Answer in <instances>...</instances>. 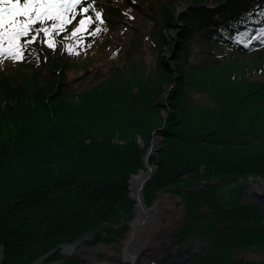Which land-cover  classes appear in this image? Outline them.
Masks as SVG:
<instances>
[{"label":"trees","instance_id":"trees-1","mask_svg":"<svg viewBox=\"0 0 264 264\" xmlns=\"http://www.w3.org/2000/svg\"><path fill=\"white\" fill-rule=\"evenodd\" d=\"M175 1L160 0L154 6L151 0H121L130 8H149L158 21L159 37L153 42L165 45L178 74L161 55L157 72L137 89L121 79L74 100L59 64L73 54L67 47L75 48L72 23V30L68 25L64 31L68 36L55 35V49L44 45L53 63L35 77L51 74L50 80L35 88L1 82L0 264H28L53 245L87 232L93 236L88 241L120 239L128 228L126 218L133 215L128 180L143 165L152 132L164 140L151 158L158 171L143 189L145 201L159 188L184 187L188 219L178 237L196 235L209 244L196 262L251 264L233 257L231 247H264L259 209L243 198L249 175L264 176V79L234 82L230 68L216 70L223 67V57L264 51V35L258 38L264 28V0H186L182 11ZM96 11L105 22L118 16L102 5H94L88 14L95 17ZM96 27L98 22L84 33L78 51L86 52L102 34H90ZM170 28L173 35L160 30ZM40 37L33 43L34 56L43 44ZM195 43L202 58L188 63ZM192 89L210 93L217 107L192 104ZM202 167L205 171L199 173ZM59 255L52 251L44 261L60 264Z\"/></svg>","mask_w":264,"mask_h":264},{"label":"rangeland","instance_id":"rangeland-1","mask_svg":"<svg viewBox=\"0 0 264 264\" xmlns=\"http://www.w3.org/2000/svg\"><path fill=\"white\" fill-rule=\"evenodd\" d=\"M92 2L94 3V5H102L108 8L115 9L117 11L116 15L118 16L116 17V20H111L109 14L107 19L111 21H106L102 25L98 23L99 27L106 30L101 32L102 34L93 41L90 48L87 49L86 52L84 51L85 53L81 52L84 49L79 51L77 50L78 45L80 42H82L83 37H74L76 40L74 44V50L75 53H78L79 55L66 54L61 59L59 64L63 69H65V75L68 81L67 84L72 99L78 100L80 95L88 90L96 87H101L106 85L107 83L115 82L121 79L130 80L135 85V89H137L138 84L141 81L146 80L149 76L157 72L156 58L161 55L167 58V63L171 70L178 74L179 68L177 64L171 61V56L169 54L170 52L165 49V45L163 47H160L153 42L157 41L159 37L158 34H156L158 29L156 24L158 23V21L153 18V16L148 14V7L146 8L147 11L142 9L138 10L135 8H130L125 3L122 4L121 0H92ZM159 2L160 0H151V4H153L154 6H157ZM208 2L210 3L211 0H208ZM175 4L177 11H182L188 6L189 3H187L186 0H176ZM159 17L161 16L159 15ZM81 18L82 16H77L73 21V30L70 25V29L72 30V32L76 27H78V22ZM173 29L174 28H170L169 30H160L165 32V34H172ZM65 31H68V29ZM58 34L59 33L54 34V37ZM63 35V37H66L69 34L68 32H63ZM261 35L264 34L260 32L258 38H260ZM40 36L41 37L39 38V40L42 41L43 44L37 45L39 53L36 54V56L33 55L32 49H34V46L32 44L29 50L25 53V59L23 61H5L4 64L0 66V87L5 84H1V82L8 81L12 85H16L18 82H21L26 86L35 88L37 87L39 81H43L44 83L53 77L51 76V74L48 75V72L44 73V75L48 76L39 75L37 76V78L35 77V73L38 70L42 69L43 66H47L53 63V61H50L51 59L48 60V57L46 55L47 50H44V45H47V38L43 35V33H41ZM200 49L201 47L199 44H193L190 49L192 55H188L186 61L188 63H195L197 60H200L202 58V53H198ZM79 52L83 54H80ZM60 54L61 58L62 53ZM191 56H194V58ZM219 65H222L223 67H217L218 69L216 70L218 71V73H223L224 69L226 68L231 69V74L234 82L240 81L243 83H249L253 80L254 77H263L264 79V51L261 53L251 52L246 54H237L235 56H226L223 57V59L219 60ZM173 85L174 83L166 88L163 98L165 96H168V92L173 87ZM189 98L191 103L197 106L217 107L216 101L207 91L192 89L190 91ZM166 109L167 108L163 109V114L167 112ZM154 136H158L159 138L162 137L161 134L152 132V137L149 140L148 146L150 145ZM138 140L142 145L144 144L141 137L138 138ZM162 144L163 141L158 151H155V153L151 154L148 158L147 163L153 164L154 167L157 168L152 181L157 174L158 164L156 160L152 161L151 158L158 155ZM144 156L143 165L136 172H133L128 180L129 196L133 199V206L131 210L133 211V215L130 218H126V223H128V221H130L136 214V200L131 196V179L141 171L147 169ZM204 171V167L199 169V173H204ZM183 176H188V174L186 173ZM263 181L264 176H261L259 174L249 175L248 184L244 189L243 198L244 200L253 203L259 209L261 222L264 225V196H252L251 194H249L248 190L253 183H255L257 186H260L263 184ZM151 182L147 185L151 184ZM147 185L142 188L143 200L145 203L146 201L143 189H145ZM180 186V191L172 190L169 187L159 188L156 190L154 197L146 203L148 206L151 205V203L154 202V200L160 193L165 194L166 197L168 196V199H175L173 202L174 204H171L169 201L166 203L169 205L162 206L158 210V222L160 223V225L155 228L157 231L154 234V239L157 240L159 237V239H161V237H164V239H166L165 242L160 248H158V250L147 248L141 254H138L137 259L133 264H149L150 259L156 260L154 264H172L174 262H180L182 264H198L196 262V258L201 254H204L209 248L208 242L196 235H190L183 239H180L178 237L180 235V227L188 219L186 214V206L181 195L184 187ZM127 231L128 228L120 239L107 240L106 238H101L94 241H88L92 239L93 236L90 232H87V237L80 239V242L78 244L79 250L76 249L73 252V261L71 264H91L90 259H88L85 254L92 251L93 248H96V246L100 244L107 245V249L111 253L109 254L110 257L117 258V254L119 253L118 241L123 239ZM80 237L81 236L75 239H79ZM231 249L233 257L237 259L251 262V264H264V247L256 245H250L248 247L232 246ZM56 250H58L59 252V249ZM3 253L4 250L2 248L1 254ZM97 253L98 257H95L94 260L104 259L108 256V254L100 250ZM62 258L63 256L60 253L56 261L60 264H67L64 263L65 258ZM37 262H39V264L41 263L40 261Z\"/></svg>","mask_w":264,"mask_h":264},{"label":"snow or ice","instance_id":"snow-or-ice-1","mask_svg":"<svg viewBox=\"0 0 264 264\" xmlns=\"http://www.w3.org/2000/svg\"><path fill=\"white\" fill-rule=\"evenodd\" d=\"M93 8L92 0H0V65L23 61L41 33L47 38V46L55 49L54 34L64 32L77 16L82 18L73 37H82L97 22L104 24L102 12L96 11L95 17L88 14ZM105 30L96 27L90 34L96 36ZM239 42L244 43L242 39ZM67 51L78 54L72 46Z\"/></svg>","mask_w":264,"mask_h":264},{"label":"bare ground","instance_id":"bare-ground-1","mask_svg":"<svg viewBox=\"0 0 264 264\" xmlns=\"http://www.w3.org/2000/svg\"><path fill=\"white\" fill-rule=\"evenodd\" d=\"M158 143V138L154 139L153 148L156 147ZM154 165L148 163V168L146 170L141 171L139 174L135 175L131 179V192L133 197L136 201V215L141 219V224L139 228H137L135 231L131 232L128 231L125 236L123 237V244L121 245L119 249V253L117 254V258H124L128 255H138L141 254L143 251H145L147 248L158 250L166 239L164 237H161V239H154L155 238V232L157 231L155 228L160 225L158 222L159 220V212L158 210L165 205L167 202L170 201L171 204H174V198L168 199L165 194L160 193L158 197L154 200V202L147 206L142 201V196L139 192V186L144 178L149 176L151 172L154 169ZM263 184L260 186H257L255 183L252 184V186L249 187V194L252 196H256L255 194H263L264 196V181ZM79 246L77 245L76 249L79 250ZM107 245L100 244L96 246V248H93L92 251L86 253V257L90 259L91 264L93 263L95 257H98V251L105 252L106 254H111L110 251L107 249ZM33 264H39L33 263Z\"/></svg>","mask_w":264,"mask_h":264},{"label":"water","instance_id":"water-1","mask_svg":"<svg viewBox=\"0 0 264 264\" xmlns=\"http://www.w3.org/2000/svg\"><path fill=\"white\" fill-rule=\"evenodd\" d=\"M158 138V145L157 147L153 148V144H154V139ZM163 141V136L161 138H159L158 136H154V138L152 139L150 145L148 146L144 159H145V164L147 165L146 167L148 168V158L151 154L155 153V151H158L161 143ZM157 168L155 167L153 169V171L151 172V174H149V176H147L146 178H144L139 186V192L142 196V201L143 200V194H142V188L147 185L148 183H150L152 181V178L156 172ZM256 197H263V194H255ZM133 197V195H131ZM134 198V197H133ZM135 199V198H134ZM137 201V200H136ZM145 203V202H144ZM146 204V203H145ZM152 204V203H151ZM147 205V204H146ZM148 206V205H147ZM141 219L135 214V216L128 221L127 226H128V231H135L137 228H139L140 224H141ZM127 231V232H128ZM87 237V234L84 233L81 235V237L79 239H74L70 242H61L58 243L57 245L53 246L52 248H50L48 251H46L45 253L41 254L40 256H38L36 259H34L33 261H31L28 264H33L37 261H40V264H45V262L43 261L44 258L52 251L59 249V252L61 253V255L63 256V258H67V259H73V252L76 250L77 245L80 242L81 238H85ZM123 244V240H119L118 241V246L119 249L121 247V245ZM138 255H128L127 257L124 258H115V257H110V255H108L106 258L104 259H97L94 260L92 264H133L135 262V260L137 259ZM62 258V259H63ZM56 262V261H55ZM156 262L155 259H150L149 264H154Z\"/></svg>","mask_w":264,"mask_h":264}]
</instances>
